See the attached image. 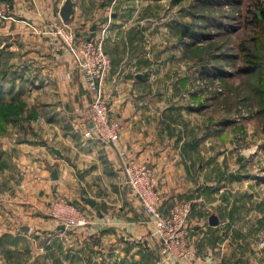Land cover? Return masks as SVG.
<instances>
[{
  "label": "crops",
  "instance_id": "obj_1",
  "mask_svg": "<svg viewBox=\"0 0 264 264\" xmlns=\"http://www.w3.org/2000/svg\"><path fill=\"white\" fill-rule=\"evenodd\" d=\"M115 1L72 0L73 11L64 20L61 9L66 0H0L5 4L4 13L9 15L0 19L3 87L6 90L10 85L15 97L25 96V92L32 96L38 105L40 126L44 127L41 130L48 139V150L41 160L38 148L23 158L29 160L34 173L24 177L19 185L24 189L18 191V196L26 199L21 214L27 218L16 222L20 232L14 233L15 243L20 245L22 235L35 228L27 214L38 211L35 205L49 201L50 190L58 187L68 198H81L82 209L93 215L92 223L80 226L81 230L92 231L102 250L109 246L112 264H264L259 254L242 252L235 242L244 239V235L234 229L236 224L227 222L216 205L225 185L221 183L219 190L215 187L218 179L213 145L190 139L193 128L177 122L183 113L167 109L164 97L151 89L155 81L149 77V59L141 48L143 27L138 19L121 11L123 3L111 15ZM61 25L72 28L80 41L108 29L105 48L112 64L104 87L110 113L121 126V148L128 157L154 167L163 209L184 201L193 203L187 224L189 258L166 253L154 234L151 216L125 182L116 149L103 140L83 138L90 125L92 93L73 53L59 49L63 45L54 29ZM51 145L60 149L62 155H57ZM39 161L47 168L35 173ZM54 171L57 178L53 177ZM0 194L8 195L7 191ZM85 197L94 199L95 204ZM13 208L16 212L21 206L15 203ZM212 216L217 218L216 223H211ZM4 222H0V229L12 232V224ZM44 222V230L58 228L50 220ZM24 226H29V230ZM45 258L49 260L48 256Z\"/></svg>",
  "mask_w": 264,
  "mask_h": 264
},
{
  "label": "rangeland",
  "instance_id": "obj_2",
  "mask_svg": "<svg viewBox=\"0 0 264 264\" xmlns=\"http://www.w3.org/2000/svg\"><path fill=\"white\" fill-rule=\"evenodd\" d=\"M121 4V11L143 27L141 48L155 81L151 89L164 97L167 109L183 113L177 122L193 128L190 139L213 145L215 187L225 185L216 205L244 235L235 242L242 252L264 260V0H116L111 15ZM3 78L0 75V193L8 195L0 194V222L12 224V232L0 229V261L112 264L109 246L102 250L92 231L81 230L92 223L93 215L82 209L81 198H68L58 187L50 190L45 204L39 200L38 211L27 214L35 228L22 235L20 245L15 243L14 233L20 232L16 222L27 218L21 214L26 199L18 196L24 189L19 185L34 173L23 158L36 148L43 158L48 139L36 101L28 92L15 97L10 85L4 89ZM82 136L92 139L84 132ZM38 166L35 173L47 168L40 161ZM15 203L21 206L16 212ZM49 220L58 228L44 230ZM66 223L75 228L61 230Z\"/></svg>",
  "mask_w": 264,
  "mask_h": 264
},
{
  "label": "built area",
  "instance_id": "obj_3",
  "mask_svg": "<svg viewBox=\"0 0 264 264\" xmlns=\"http://www.w3.org/2000/svg\"><path fill=\"white\" fill-rule=\"evenodd\" d=\"M4 6L5 4L0 2V19L9 16L4 13ZM107 30L105 27L97 37L80 41L77 33L67 25L54 29L63 45L59 49L73 53L77 65L84 73L85 83L92 92V100L89 103L90 125L85 128L84 134L103 140L116 149L125 182L151 216L155 225L154 234L162 241L166 253L179 258H189L191 245L187 224L192 211L191 204L181 202L167 210L163 209L154 167L128 157L121 148V126L110 113V102L104 91V83L112 64L105 48ZM65 226L68 227L69 224L66 223Z\"/></svg>",
  "mask_w": 264,
  "mask_h": 264
},
{
  "label": "water",
  "instance_id": "obj_4",
  "mask_svg": "<svg viewBox=\"0 0 264 264\" xmlns=\"http://www.w3.org/2000/svg\"><path fill=\"white\" fill-rule=\"evenodd\" d=\"M73 11V5H72V0H66L64 6L61 9V16L64 20L69 19L71 13ZM52 150L57 154V155H62V152L60 151V149L56 148L55 145H51ZM57 172L54 171L53 172V177L57 178ZM85 199L90 202L92 205L95 204L94 199L90 198V197H85ZM217 222V218L215 216L211 217V223H216ZM65 224L60 225V228H65ZM23 229L25 230H29V226H24Z\"/></svg>",
  "mask_w": 264,
  "mask_h": 264
},
{
  "label": "trees",
  "instance_id": "obj_5",
  "mask_svg": "<svg viewBox=\"0 0 264 264\" xmlns=\"http://www.w3.org/2000/svg\"><path fill=\"white\" fill-rule=\"evenodd\" d=\"M1 90H2V89H1ZM0 95H1V92H0ZM2 100H3V99H2ZM2 100H1V101H2ZM2 102H3V101H2Z\"/></svg>",
  "mask_w": 264,
  "mask_h": 264
}]
</instances>
